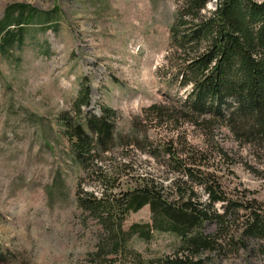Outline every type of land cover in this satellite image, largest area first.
<instances>
[{
	"label": "rangeland",
	"instance_id": "obj_1",
	"mask_svg": "<svg viewBox=\"0 0 264 264\" xmlns=\"http://www.w3.org/2000/svg\"><path fill=\"white\" fill-rule=\"evenodd\" d=\"M14 2L37 16L12 26L8 45L0 38V264H90L103 229L76 193L101 185L76 157L72 127L86 130L85 121L109 110L114 138L98 160L114 174L115 193L142 177L164 186L181 179L206 202L204 183L216 181L228 198L213 206L228 211L225 238L221 250L201 256L206 264H264V237L244 233L247 209L264 218V145L245 142L229 121L187 119L191 85L180 86L179 64L171 70L178 0H0V20ZM186 164L195 179L182 175ZM151 222L146 205L126 215L123 230ZM217 229L215 219L203 226L207 234ZM151 235L127 236L132 261L138 253L165 258L180 245L175 233Z\"/></svg>",
	"mask_w": 264,
	"mask_h": 264
},
{
	"label": "trees",
	"instance_id": "obj_2",
	"mask_svg": "<svg viewBox=\"0 0 264 264\" xmlns=\"http://www.w3.org/2000/svg\"><path fill=\"white\" fill-rule=\"evenodd\" d=\"M175 10L170 53L177 58L171 70L179 64L176 76L181 77L180 86L191 85L192 91L182 105L186 107L187 119L198 126L215 120L229 121L245 142L264 145V0H178ZM36 13L27 2L8 5L0 20V38L5 39L1 44L6 46L13 40L12 26L33 20ZM45 16L48 18L49 13ZM86 103L77 102L78 107ZM109 114L92 115L85 121L86 130L80 123L72 127L76 138L72 141L74 153L77 158L88 160V174L96 176L101 185L98 193L82 187L76 193L83 213L98 219L103 229L90 264H206L201 255L221 250L225 238L228 211L217 213L213 209L215 203L228 200L219 183L213 178L212 183H204L206 202L199 199L194 188L183 189L181 179L164 186L152 177H142L135 186L115 193L114 174L98 160L114 138ZM169 151L175 158V152ZM181 161L177 160L180 167L184 165ZM119 169L128 170V166L121 165ZM181 172L191 179L197 176L187 164ZM146 205L150 207L152 222L134 223L126 233V215ZM247 210L244 233L264 237V218L254 209ZM211 219L216 220L218 229L207 234L203 226ZM153 231L177 234L181 239L177 250L165 258L147 261L138 253L132 261L134 255L127 249V236L136 234L144 241L151 238Z\"/></svg>",
	"mask_w": 264,
	"mask_h": 264
}]
</instances>
